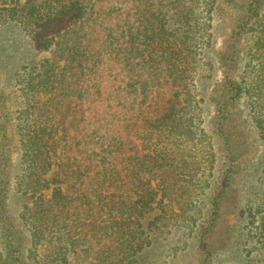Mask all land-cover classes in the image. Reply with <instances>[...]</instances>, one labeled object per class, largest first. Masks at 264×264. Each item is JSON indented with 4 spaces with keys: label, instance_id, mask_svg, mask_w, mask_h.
I'll return each mask as SVG.
<instances>
[{
    "label": "trees",
    "instance_id": "trees-1",
    "mask_svg": "<svg viewBox=\"0 0 264 264\" xmlns=\"http://www.w3.org/2000/svg\"><path fill=\"white\" fill-rule=\"evenodd\" d=\"M218 5L0 0V27L49 53L0 88V264H148L171 236L184 249L201 235L211 256L217 221L187 215L219 218L243 192L236 216L264 255V230L251 231L264 202L249 197L264 190V0L234 32L246 50L212 59ZM217 60L226 70L207 96Z\"/></svg>",
    "mask_w": 264,
    "mask_h": 264
},
{
    "label": "rangeland",
    "instance_id": "rangeland-1",
    "mask_svg": "<svg viewBox=\"0 0 264 264\" xmlns=\"http://www.w3.org/2000/svg\"><path fill=\"white\" fill-rule=\"evenodd\" d=\"M251 0H219V10L215 14L213 20L215 47L211 53V58L216 59V55L221 50L227 49L226 45H232L234 42L238 43L239 49H245L248 47L247 35L243 34L241 37H236L234 32H237L244 20L245 9L248 8ZM264 12V6H263ZM246 52V51H244ZM47 52H36L32 46L30 39L25 33L14 25L0 27V88L3 89L8 95L11 90L12 82L10 80L11 73L19 71L20 68L29 63H40L44 58L48 57ZM241 52V61L242 58ZM237 63V69L234 73L236 76L239 72L241 64ZM218 62V63H217ZM216 75L215 79L209 85L206 95L212 96L213 89L221 83L224 75L223 70H226V65L216 61ZM233 73V74H234ZM215 115L214 107L205 114L204 118L207 121H211ZM254 140V136H253ZM252 141V138H251ZM224 159L219 161L222 171L215 170L217 176L224 174ZM253 164V162H252ZM253 181H256V176L253 175ZM247 175H243L239 179V185L246 188L247 184H251ZM261 198L254 194L249 196L256 204L261 200L264 202V190L261 192ZM246 192L241 193V198L236 201L233 196L228 198L223 203L220 211V216L212 218L211 207H204L203 214L199 216L196 211H192L187 216L195 215L197 218V225L202 226L206 224H212L211 220L217 221V228L212 231L210 235L206 236V241L211 244L210 249L213 251L211 256L203 253L201 249V235L199 237H189L187 245L184 249H181L183 242L177 243V239H173V236L168 239H162L159 243V247L151 250L147 256L146 261L148 264H264V255L260 246H256L257 237L251 235L247 237L248 230L242 228V225H248L247 221L241 222L240 218L236 216V212L241 210L245 203ZM248 196V195H247ZM253 204V203H252ZM264 207V204H263ZM259 219L255 221L254 225H251L252 233H258L260 230H264V211L260 213ZM224 215V216H223ZM180 218V217H179ZM217 218V219H216ZM181 219V218H180ZM196 225V226H197ZM196 228V227H195ZM260 228V230H257ZM187 230H190L189 228ZM225 232V234H223ZM193 236H196L194 233ZM246 237L248 239H246ZM259 238V237H258ZM225 239V245L219 246L222 240ZM252 254V256L249 255Z\"/></svg>",
    "mask_w": 264,
    "mask_h": 264
}]
</instances>
